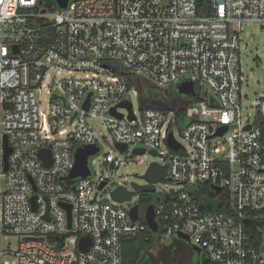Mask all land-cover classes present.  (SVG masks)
I'll use <instances>...</instances> for the list:
<instances>
[{
    "label": "built area",
    "instance_id": "built-area-1",
    "mask_svg": "<svg viewBox=\"0 0 264 264\" xmlns=\"http://www.w3.org/2000/svg\"><path fill=\"white\" fill-rule=\"evenodd\" d=\"M244 24L264 29V0H0V264H122V237L150 229L151 203L162 242L182 232L210 263L264 264V87L248 105ZM129 75L161 88L193 82L185 119L150 106L113 115L139 95ZM91 119L103 120L114 150L101 151ZM87 145L99 147L91 173L69 178ZM136 148L168 170L132 219L142 193L119 202L112 191L133 189L121 170ZM212 185L228 192V210ZM81 238L91 239L85 250Z\"/></svg>",
    "mask_w": 264,
    "mask_h": 264
},
{
    "label": "rangeland",
    "instance_id": "rangeland-1",
    "mask_svg": "<svg viewBox=\"0 0 264 264\" xmlns=\"http://www.w3.org/2000/svg\"><path fill=\"white\" fill-rule=\"evenodd\" d=\"M241 67L244 75L243 80V90L247 94V104L251 105L253 101L262 93V88L264 87V29L260 28V25L254 24L253 28L250 25L244 24L243 32L241 34ZM144 84V93L148 92V89L157 90L160 92L161 98H165L169 102H177L175 105L168 104L164 107L173 108L177 106H183L186 104L191 97L185 94H180L175 86L172 87H157L147 78H142ZM147 82V84H146ZM140 92V87L136 86ZM203 93V91H202ZM37 98L41 101L43 108L47 109V103L49 101V94L47 93V88L43 87L41 91L37 93ZM131 101L133 103V109L138 115L142 114V101L141 95L132 94ZM193 101H190L192 104ZM122 112H127L126 108H122ZM250 111H254L250 107ZM92 126H94L96 136L102 145V152H107L109 150H114L112 135L110 131L105 127L102 119H91ZM179 127H175V134L178 140L181 139L179 134ZM156 160V157L150 152H146L142 155H135L131 159V162L127 165L122 166L121 179L123 182H128L129 184L136 181L140 184L145 182V179L140 176L143 175L149 164ZM125 177V179H123ZM131 185V184H130ZM179 186H176L178 188ZM156 195V194H155ZM133 199H137L135 195ZM167 240L163 243L168 244L171 240V233H169ZM170 237V238H169ZM15 243V240L13 241ZM166 249L162 248L160 244H156L149 249L150 255L149 259L145 264L157 262L162 256H165Z\"/></svg>",
    "mask_w": 264,
    "mask_h": 264
},
{
    "label": "water",
    "instance_id": "water-1",
    "mask_svg": "<svg viewBox=\"0 0 264 264\" xmlns=\"http://www.w3.org/2000/svg\"><path fill=\"white\" fill-rule=\"evenodd\" d=\"M57 4L59 7L65 8L68 5L69 0H56ZM176 88L180 94H185L187 96H191L195 93V86L194 83L191 81H184L176 85ZM88 107V106H87ZM86 107V108H87ZM118 107H123L129 110V118L134 119L135 115L133 113V103L129 100H123L121 101L117 106L113 107L111 109V113L113 115L123 117V113L118 111ZM250 127V126H249ZM228 127L227 125H223L219 127L217 131V135H222L225 131H227ZM168 143L171 147L173 148H178L179 143L175 141L173 132L171 131L168 137ZM117 147L121 151H125L128 146L127 144L123 143H117ZM99 150L98 146L95 145H87L84 147H79L76 152H75V165L71 173L69 174V178H77L80 176H87L91 173V170L89 168V156L97 153ZM11 152V148L7 147L6 145V154H5V159H6V164H5V169H7L8 162V154ZM134 153L137 155H142L146 153L145 148H136L134 149ZM151 154H155V151H150ZM41 157L45 160V164L50 165L51 164V151L48 149H44L40 153ZM168 170V165L161 166L157 162L153 161L150 163L148 166L146 172L141 175L140 177L145 179V182L143 184H140L136 181L131 182V186L133 189H129L125 185H120L116 189L112 191V196L116 201L119 202H125V201H130L132 200L134 195H138L140 193H153L156 190L155 183L161 181L163 177L166 175ZM105 182H102L99 188H102L104 186ZM213 189V194H210L211 196H214L215 193H219L222 191V188L217 186V185H212ZM32 201L34 203V208H36L35 204V196L32 197ZM67 207L68 209V218H69V225H71V205L69 204H63ZM139 211H140V205L136 204L134 205L131 210V217L132 219H137L139 217ZM48 217V216H47ZM145 221L150 228V230L154 232L159 231V223L156 219L155 216V211H154V204L151 203L147 206L146 212H145ZM248 223V221H245ZM176 239L184 240L187 243H189V236L182 233L178 232L176 234ZM91 239L89 238H81L80 240V248L82 250L87 249L88 243H90ZM193 250L196 251L197 253L201 254L202 249L198 246H192ZM209 259H204L202 261L203 264L209 263Z\"/></svg>",
    "mask_w": 264,
    "mask_h": 264
},
{
    "label": "trees",
    "instance_id": "trees-1",
    "mask_svg": "<svg viewBox=\"0 0 264 264\" xmlns=\"http://www.w3.org/2000/svg\"><path fill=\"white\" fill-rule=\"evenodd\" d=\"M54 1V0H50ZM130 82L132 86H138L140 87L139 94L141 95V101H142V108L145 107H164L168 105L169 101H167L164 97L161 98L160 92L157 90H152L151 88L148 89L147 93H144V84L142 77L129 75ZM147 84V82H146ZM176 87V86H175ZM167 108V107H165ZM179 122L183 121L185 110L183 107H176L174 108ZM183 119V120H182ZM229 194L227 191H223L221 197H219L220 202L223 203L220 210L226 211L228 208L225 206V204L228 202ZM155 200V195L152 193H142L139 204L143 208L147 204L153 202ZM211 202L215 205L218 204L217 200L214 199L211 200ZM264 225V222L262 223ZM161 231L154 232L150 229H145L144 231H141L135 235H124L122 237V264H145V262L148 259V256L150 255L149 249L156 245L160 244L162 248H165L167 251V245L161 241ZM203 256L201 257V260H203ZM178 264H193V263H178ZM202 264V262L200 263ZM213 264V263H211Z\"/></svg>",
    "mask_w": 264,
    "mask_h": 264
},
{
    "label": "flooded vegetation",
    "instance_id": "flooded-vegetation-1",
    "mask_svg": "<svg viewBox=\"0 0 264 264\" xmlns=\"http://www.w3.org/2000/svg\"><path fill=\"white\" fill-rule=\"evenodd\" d=\"M171 105L177 104V102L173 101L169 103ZM182 107V106H177ZM173 108H176L173 107ZM223 192V191H222ZM222 192L215 193V197H221ZM211 194L214 192L211 191ZM167 251L165 252V256H162L160 259L157 260L156 263H149V264H178V263H193V264H200L204 259H206L203 252L201 254L197 253L193 250L190 243H187L184 240L176 239V236H172L170 242L166 244ZM204 257L203 260H201V257ZM150 257L148 256V259ZM203 264V263H202ZM207 264H211L210 262Z\"/></svg>",
    "mask_w": 264,
    "mask_h": 264
}]
</instances>
